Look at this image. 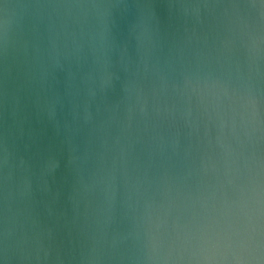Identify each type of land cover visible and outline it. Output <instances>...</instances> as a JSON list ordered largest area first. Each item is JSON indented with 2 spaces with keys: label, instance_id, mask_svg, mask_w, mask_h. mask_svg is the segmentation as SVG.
Here are the masks:
<instances>
[{
  "label": "water",
  "instance_id": "obj_1",
  "mask_svg": "<svg viewBox=\"0 0 264 264\" xmlns=\"http://www.w3.org/2000/svg\"><path fill=\"white\" fill-rule=\"evenodd\" d=\"M0 264H264V0H0Z\"/></svg>",
  "mask_w": 264,
  "mask_h": 264
}]
</instances>
